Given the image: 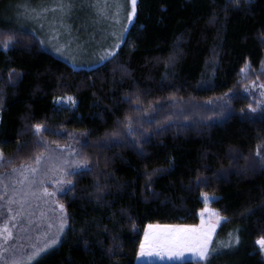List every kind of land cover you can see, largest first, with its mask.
<instances>
[{
    "label": "trees",
    "instance_id": "obj_1",
    "mask_svg": "<svg viewBox=\"0 0 264 264\" xmlns=\"http://www.w3.org/2000/svg\"><path fill=\"white\" fill-rule=\"evenodd\" d=\"M263 89L264 0H136L121 47L81 70L0 19V167L76 144L64 233L36 264H159L201 194L224 221L177 264H264Z\"/></svg>",
    "mask_w": 264,
    "mask_h": 264
},
{
    "label": "rangeland",
    "instance_id": "obj_2",
    "mask_svg": "<svg viewBox=\"0 0 264 264\" xmlns=\"http://www.w3.org/2000/svg\"><path fill=\"white\" fill-rule=\"evenodd\" d=\"M130 13L131 0H10L1 6L0 19L3 25L32 33L45 51L73 70H81L94 68L116 53L134 23L136 9L131 19ZM72 101L63 98L55 103L68 107L75 105ZM43 148L27 165L0 167V264H36L58 246L64 233L65 214L56 196L68 185L67 168L78 160L76 144L43 143ZM200 199L203 207L196 225L189 229L170 226L201 230L204 235L201 231L185 234L206 236L209 252L224 218L210 207L215 196L201 194ZM257 247L264 257L258 241ZM159 249L165 251L163 246ZM174 255L163 254L159 264L204 259L191 245L182 249L177 244Z\"/></svg>",
    "mask_w": 264,
    "mask_h": 264
},
{
    "label": "snow or ice",
    "instance_id": "obj_3",
    "mask_svg": "<svg viewBox=\"0 0 264 264\" xmlns=\"http://www.w3.org/2000/svg\"><path fill=\"white\" fill-rule=\"evenodd\" d=\"M131 5H132V13H135V9H136V0H131ZM132 13L129 14V19H131V15ZM40 126L37 125V128H39ZM151 227V226H150ZM198 231L201 230H196V229H191V230H187V229H170L167 231V235H168V239L166 241H164V243L166 244H179V243H183L186 245H191L194 248H197L199 250V255L200 257L206 259L208 253V249H207V238L206 236L201 239L200 235H186L185 233L187 232H192V233H196ZM201 235H204L201 231ZM146 239L148 238V233L145 234ZM154 242L159 243L160 242V237H154ZM262 247H264V238H262L260 241H258ZM141 247L143 248V244L141 245Z\"/></svg>",
    "mask_w": 264,
    "mask_h": 264
}]
</instances>
